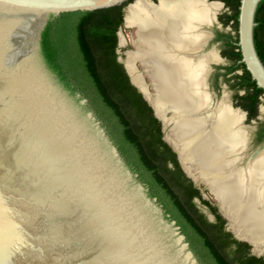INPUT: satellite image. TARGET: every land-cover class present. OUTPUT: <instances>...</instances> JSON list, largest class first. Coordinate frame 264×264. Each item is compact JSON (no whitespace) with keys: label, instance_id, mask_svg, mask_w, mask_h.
<instances>
[{"label":"water","instance_id":"1","mask_svg":"<svg viewBox=\"0 0 264 264\" xmlns=\"http://www.w3.org/2000/svg\"><path fill=\"white\" fill-rule=\"evenodd\" d=\"M126 1L0 0V264H200L176 220L126 163L87 99L60 78L41 48V34L51 17ZM133 2L123 6L119 36L122 26H134L125 18ZM258 2L240 0L238 45L241 61L264 90V64L253 37ZM133 40L125 56L136 50ZM120 45L121 41L116 53ZM206 45L207 41L203 50ZM211 52L218 59L208 63L204 86L212 98L208 74L211 63L222 58ZM117 60L159 119L162 138L186 176L193 183L203 180L198 172H193L195 177L185 169L177 147L167 138L174 125L173 110L165 105L161 113L156 111L153 78L144 64L138 58L131 62L136 81L126 58ZM141 72L148 74V84ZM216 201L227 219L225 228L255 248L233 230ZM260 245L264 250V242Z\"/></svg>","mask_w":264,"mask_h":264},{"label":"trees","instance_id":"2","mask_svg":"<svg viewBox=\"0 0 264 264\" xmlns=\"http://www.w3.org/2000/svg\"><path fill=\"white\" fill-rule=\"evenodd\" d=\"M128 1L51 17L41 34L45 58L73 91L87 99L88 108L101 121L126 163L170 218L176 220L200 264H264V256L252 254L248 242L235 238L225 228L226 220L217 207L186 176L176 153L162 138L159 119L117 60V30ZM220 1L227 10L218 16L219 20L223 28L230 27L216 31L223 44L222 55L240 60V0ZM260 58L264 64V58ZM239 65L251 78L245 64L240 61ZM251 82L259 102L264 91L255 80ZM196 198L213 214V220L200 210Z\"/></svg>","mask_w":264,"mask_h":264},{"label":"bare ground","instance_id":"3","mask_svg":"<svg viewBox=\"0 0 264 264\" xmlns=\"http://www.w3.org/2000/svg\"><path fill=\"white\" fill-rule=\"evenodd\" d=\"M219 8L211 0H136L125 17L137 27L136 50L127 53L126 65L136 80L131 62L138 58L144 64L153 78L156 111L165 105L173 110L167 138L185 169L203 177L233 230L258 247L264 242V152L237 166L246 142L242 115L224 97L214 103L204 86L208 63L218 59L202 53L209 37L204 26Z\"/></svg>","mask_w":264,"mask_h":264},{"label":"flooded vegetation","instance_id":"4","mask_svg":"<svg viewBox=\"0 0 264 264\" xmlns=\"http://www.w3.org/2000/svg\"><path fill=\"white\" fill-rule=\"evenodd\" d=\"M254 22V44H258L259 49L257 53L264 58V0H259L258 2ZM226 59L228 60L227 64L216 65L214 68L211 88L217 92L218 98L215 100L212 93V100L214 103H218L224 97L229 106L242 115L240 127L245 132L246 142L244 148L237 153L241 156V160L237 163V166L242 167L246 165L245 163L249 156L251 157L250 161H252V153L257 149H260L257 155L264 152V147H262L264 143V94L260 95L259 102H257L254 93L255 90L251 82L253 78L248 77L247 73L239 65L241 59ZM218 85L226 87L230 93L229 96L224 95L221 97L222 95L221 93L219 94L220 90L218 89ZM252 146H256L253 152Z\"/></svg>","mask_w":264,"mask_h":264},{"label":"rangeland","instance_id":"5","mask_svg":"<svg viewBox=\"0 0 264 264\" xmlns=\"http://www.w3.org/2000/svg\"><path fill=\"white\" fill-rule=\"evenodd\" d=\"M211 1H214V0H211ZM129 2H133V0H129ZM225 10H227L225 4L221 5L220 8L216 12V19L217 20L211 22L208 25V28H206V29L204 28V30L208 33L209 37H208V40H207V45L204 48V50L202 51V53H209L211 51H216L223 58L221 63H216V64H212L211 63V67L212 68H211V71L209 72L208 78H207V80L209 81V84H210L209 86H210L211 90H212V88H211V85H212L211 84V79L213 77V72H214L215 66L216 65H220V64H227L228 63V60L222 55L223 44L216 37V31L217 30L230 28L229 26H226L225 28H223L222 26L219 27V24H221V22H220L218 16L222 12H224ZM133 37H135V27L134 26H131V27L122 26V28H121V36L118 35V42L121 41V45L118 46V49L120 50V52L117 53V55L120 56L122 59L126 58V56L124 54L125 51L133 49V45L131 43V40H132ZM135 65H136V68L139 71H142V66H141V64L138 61L135 62ZM141 76H142L144 82L148 84L149 79H148L147 75L144 72H141ZM218 89L220 90L219 94L221 93V95H222L221 97H223L224 95L229 96L230 93L226 89V87L218 85ZM148 90H151V86L150 85H148ZM212 91H213V98L216 100L218 98V94L214 90H212ZM263 105H264V102H263ZM252 130H253V125H252ZM162 136H163V133H162ZM262 147H264V143L262 144ZM255 149H256V146H252V152ZM253 158L254 157H252V159ZM193 184L200 189V192H201L202 196L205 199H208L212 204H214L217 207V210L220 212L219 206L217 205L216 198L208 190V188H206L204 181L201 180V179H197V180H195V183H193ZM195 202H196L197 206L200 208V210H202L207 215V217L210 218V220L214 219L213 215L208 211V208L206 206L202 205L200 203V201H198V200L195 201ZM226 221H227V219H226ZM250 252L252 254H255V255L264 254V250H263V248H261V245H259L258 247H255V248H252V246H251Z\"/></svg>","mask_w":264,"mask_h":264}]
</instances>
